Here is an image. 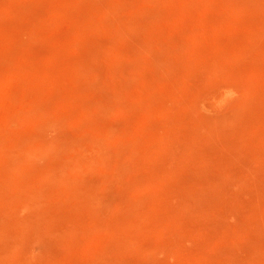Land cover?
<instances>
[{
	"label": "rangeland",
	"instance_id": "obj_1",
	"mask_svg": "<svg viewBox=\"0 0 264 264\" xmlns=\"http://www.w3.org/2000/svg\"><path fill=\"white\" fill-rule=\"evenodd\" d=\"M0 264H264V0H0Z\"/></svg>",
	"mask_w": 264,
	"mask_h": 264
}]
</instances>
